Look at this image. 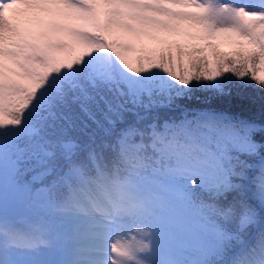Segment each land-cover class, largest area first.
Instances as JSON below:
<instances>
[{"label": "snow or ice", "instance_id": "snow-or-ice-1", "mask_svg": "<svg viewBox=\"0 0 264 264\" xmlns=\"http://www.w3.org/2000/svg\"><path fill=\"white\" fill-rule=\"evenodd\" d=\"M0 264H264V0H0Z\"/></svg>", "mask_w": 264, "mask_h": 264}, {"label": "trees", "instance_id": "trees-1", "mask_svg": "<svg viewBox=\"0 0 264 264\" xmlns=\"http://www.w3.org/2000/svg\"><path fill=\"white\" fill-rule=\"evenodd\" d=\"M211 43L217 45L218 46L217 47V50L220 51V52H232V51L235 50L232 44H229L227 46H224V45H221L220 43L216 42L215 40L212 41ZM225 47H227V49ZM229 48H231V49H229ZM173 70L174 71H177V72H181V71H183V68L182 67H176V66H174V69ZM198 94L202 95L201 93H198ZM191 104H192L193 107H195L196 104H197V102L195 100H193L191 102Z\"/></svg>", "mask_w": 264, "mask_h": 264}, {"label": "rangeland", "instance_id": "rangeland-1", "mask_svg": "<svg viewBox=\"0 0 264 264\" xmlns=\"http://www.w3.org/2000/svg\"><path fill=\"white\" fill-rule=\"evenodd\" d=\"M215 41L220 43L221 45H224V46L231 44L230 39L228 37H222V38H219ZM225 48L227 49V47H225ZM229 49H231V48H229Z\"/></svg>", "mask_w": 264, "mask_h": 264}]
</instances>
